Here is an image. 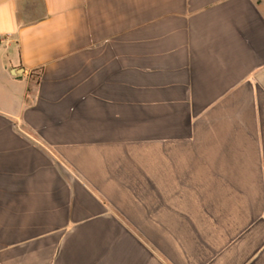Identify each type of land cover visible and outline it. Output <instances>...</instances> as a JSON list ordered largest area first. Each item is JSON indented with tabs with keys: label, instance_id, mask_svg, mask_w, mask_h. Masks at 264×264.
<instances>
[{
	"label": "crops",
	"instance_id": "crops-1",
	"mask_svg": "<svg viewBox=\"0 0 264 264\" xmlns=\"http://www.w3.org/2000/svg\"><path fill=\"white\" fill-rule=\"evenodd\" d=\"M0 264H264V0H0Z\"/></svg>",
	"mask_w": 264,
	"mask_h": 264
}]
</instances>
